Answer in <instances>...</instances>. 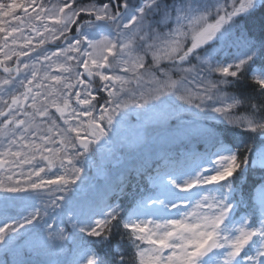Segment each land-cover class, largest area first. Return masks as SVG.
Here are the masks:
<instances>
[{
  "label": "snow or ice",
  "instance_id": "snow-or-ice-1",
  "mask_svg": "<svg viewBox=\"0 0 264 264\" xmlns=\"http://www.w3.org/2000/svg\"><path fill=\"white\" fill-rule=\"evenodd\" d=\"M0 264H264V0H0Z\"/></svg>",
  "mask_w": 264,
  "mask_h": 264
},
{
  "label": "trees",
  "instance_id": "trees-1",
  "mask_svg": "<svg viewBox=\"0 0 264 264\" xmlns=\"http://www.w3.org/2000/svg\"><path fill=\"white\" fill-rule=\"evenodd\" d=\"M251 23V22H250Z\"/></svg>",
  "mask_w": 264,
  "mask_h": 264
}]
</instances>
